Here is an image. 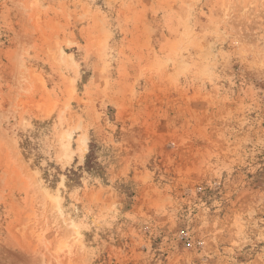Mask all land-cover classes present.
<instances>
[{
  "label": "rangeland",
  "instance_id": "rangeland-1",
  "mask_svg": "<svg viewBox=\"0 0 264 264\" xmlns=\"http://www.w3.org/2000/svg\"><path fill=\"white\" fill-rule=\"evenodd\" d=\"M0 264H264V0H0Z\"/></svg>",
  "mask_w": 264,
  "mask_h": 264
},
{
  "label": "trees",
  "instance_id": "trees-1",
  "mask_svg": "<svg viewBox=\"0 0 264 264\" xmlns=\"http://www.w3.org/2000/svg\"><path fill=\"white\" fill-rule=\"evenodd\" d=\"M91 156H92V155H88V156H87L86 166H90L89 158H90Z\"/></svg>",
  "mask_w": 264,
  "mask_h": 264
},
{
  "label": "bare ground",
  "instance_id": "bare-ground-1",
  "mask_svg": "<svg viewBox=\"0 0 264 264\" xmlns=\"http://www.w3.org/2000/svg\"><path fill=\"white\" fill-rule=\"evenodd\" d=\"M68 138H69V136H68ZM82 144V143H81ZM81 146V145H80ZM81 149H84L83 147L81 148ZM79 150H80V148H79ZM84 151V150H83ZM80 152V151H79Z\"/></svg>",
  "mask_w": 264,
  "mask_h": 264
}]
</instances>
